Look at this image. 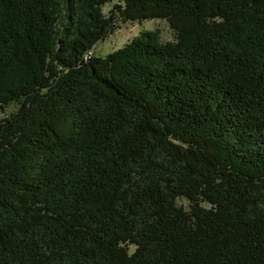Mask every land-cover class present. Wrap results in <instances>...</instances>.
I'll return each instance as SVG.
<instances>
[{
  "label": "trees",
  "instance_id": "obj_1",
  "mask_svg": "<svg viewBox=\"0 0 264 264\" xmlns=\"http://www.w3.org/2000/svg\"><path fill=\"white\" fill-rule=\"evenodd\" d=\"M0 115V264H264V0H0Z\"/></svg>",
  "mask_w": 264,
  "mask_h": 264
},
{
  "label": "rangeland",
  "instance_id": "obj_2",
  "mask_svg": "<svg viewBox=\"0 0 264 264\" xmlns=\"http://www.w3.org/2000/svg\"><path fill=\"white\" fill-rule=\"evenodd\" d=\"M111 4L106 5L103 8L104 14H107L110 10ZM116 28L112 34H110L104 41L98 42L93 53L96 57H105L106 55L120 49L125 44L130 42L132 38L137 36L143 31H157L161 42H172L174 41V32L171 30L169 25L164 20H146L142 23H116ZM14 110L13 106H10L6 112L10 113ZM4 115H0V118ZM178 205H182L184 208L187 207L185 200H177Z\"/></svg>",
  "mask_w": 264,
  "mask_h": 264
}]
</instances>
